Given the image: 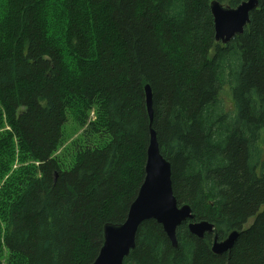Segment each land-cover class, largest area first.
I'll list each match as a JSON object with an SVG mask.
<instances>
[{
	"label": "trees",
	"instance_id": "16d2710c",
	"mask_svg": "<svg viewBox=\"0 0 264 264\" xmlns=\"http://www.w3.org/2000/svg\"><path fill=\"white\" fill-rule=\"evenodd\" d=\"M210 1L0 0V167L36 163L20 168L1 238L25 264H91L103 226L126 219L144 178L146 85L178 205L220 238L239 235L216 255L211 235L182 222L173 247L149 219L123 264H264V0L225 44ZM69 109L82 124L95 109L83 137L102 129L109 142L80 147L66 166L54 152Z\"/></svg>",
	"mask_w": 264,
	"mask_h": 264
},
{
	"label": "water",
	"instance_id": "95a60500",
	"mask_svg": "<svg viewBox=\"0 0 264 264\" xmlns=\"http://www.w3.org/2000/svg\"><path fill=\"white\" fill-rule=\"evenodd\" d=\"M258 0H242L236 7L227 2L211 0L214 39L222 44L239 36L249 23V13L256 9ZM145 104L149 117V142L146 150L144 178L131 202L126 219L119 224L103 226V244L91 264H123L124 258L135 246L139 225L149 219L160 224L173 247L177 246L176 229L187 223L189 232L198 239L206 234L212 236L210 249L216 255L229 252L239 235V230L230 231L220 238L216 224L208 220H196L188 204L178 205L172 190L170 163L161 155L152 128L154 119L152 92L144 87Z\"/></svg>",
	"mask_w": 264,
	"mask_h": 264
},
{
	"label": "rangeland",
	"instance_id": "374dc122",
	"mask_svg": "<svg viewBox=\"0 0 264 264\" xmlns=\"http://www.w3.org/2000/svg\"><path fill=\"white\" fill-rule=\"evenodd\" d=\"M227 73L229 72L228 69ZM221 102L223 109L230 111V102L226 94H222ZM77 105L79 101L75 102ZM74 103V104H75ZM220 107V106H219ZM218 107V108H219ZM216 109V111L218 110ZM95 109H91L88 113V118L84 124L81 123V120L77 116V112L73 109H69L67 112V122L63 126V135L60 145L57 147L54 155H56L61 161L64 162L66 166H69L73 161V156H76L77 152L80 150V147H103L109 142V137L102 129L98 133H93L92 136L83 137V132L87 128L90 121L95 120ZM9 130L6 123L3 122L0 124V133L3 131ZM15 140V139H14ZM88 141V142H86ZM16 142V141H15ZM17 152L18 150L15 149ZM34 162V161H33ZM33 162L30 160L19 161L17 157L13 159V162L9 163L5 167H0V211L1 214H4L6 211V204L16 196L20 188V183L24 178V170L20 168L31 167L29 168L28 173L33 174ZM35 163V162H34ZM36 164V163H35ZM37 175V173H36ZM11 199V200H10ZM0 217V264H25V260L21 257L13 254L12 251L7 250L2 246V235L5 233V222L2 221ZM252 221V217L247 221L245 227L248 226Z\"/></svg>",
	"mask_w": 264,
	"mask_h": 264
}]
</instances>
